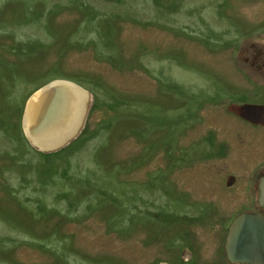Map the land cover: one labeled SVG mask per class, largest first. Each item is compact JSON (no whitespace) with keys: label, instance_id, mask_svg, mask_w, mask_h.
I'll list each match as a JSON object with an SVG mask.
<instances>
[{"label":"rangeland","instance_id":"1","mask_svg":"<svg viewBox=\"0 0 264 264\" xmlns=\"http://www.w3.org/2000/svg\"><path fill=\"white\" fill-rule=\"evenodd\" d=\"M263 24L264 0H0V264H230L236 212L258 209L264 129L228 107L264 105L243 60ZM58 80L89 96L44 152L22 120Z\"/></svg>","mask_w":264,"mask_h":264},{"label":"water","instance_id":"2","mask_svg":"<svg viewBox=\"0 0 264 264\" xmlns=\"http://www.w3.org/2000/svg\"><path fill=\"white\" fill-rule=\"evenodd\" d=\"M88 96V91L79 85L60 80L37 91L29 98L22 120L26 138L44 152L64 144L83 122ZM228 111L254 126H264V106L230 104ZM59 135L64 139L53 148H41L35 143ZM259 203L264 208V177ZM225 252L230 264H264V216H238L229 231Z\"/></svg>","mask_w":264,"mask_h":264},{"label":"flooded vegetation","instance_id":"3","mask_svg":"<svg viewBox=\"0 0 264 264\" xmlns=\"http://www.w3.org/2000/svg\"><path fill=\"white\" fill-rule=\"evenodd\" d=\"M262 31H264V24L263 26L261 27ZM206 43L208 44V41H206ZM229 42H226L223 46L224 47H227L229 46ZM251 52H248L249 53V56L248 57H245L243 60H244V64L250 66V68H252L253 70H255L258 74H261V75H264V45L263 44H260V46H256L254 44L251 45V48H250ZM253 51V53H252ZM245 54L248 55V53L246 51H244ZM255 87H257V90H259L260 92H262V95L259 96L256 92V96H258V98L254 99V100H257V101H264V85L262 84H255ZM233 97V96H232ZM240 100H247V99H251L249 97L248 94H246V92H241V94L239 95V98ZM231 101V100H230ZM232 103V102H231ZM244 104H250V103H244ZM252 105H260V106H264V105H261V104H252ZM231 114V113H230ZM232 116H234L235 118H238L237 116L231 114ZM240 121H242L243 123H246L254 128H259V129H264V126H254L240 118H238ZM208 145L213 147L212 149L214 150V146H215V143H214V138L213 137H210L208 140ZM217 156V157H223L226 155V147L224 146H220L219 148L215 149L214 152L212 154H209L208 156ZM264 177V173L263 175L259 178V182H258V185H257V195H258V198H257V210L254 211L248 207L246 208H243V209H240L239 211L236 212V217L237 216H240V215H243V214H249V215H262L264 216V208L260 205L259 203V199H260V183H261V179ZM235 184V178L232 177V176H229L227 178V181H226V185L228 187H231ZM235 217V218H236ZM234 218V220H235ZM231 223H233V221ZM199 223V221H197ZM197 224V223H196ZM230 228H231V224L227 230V234H226V238H225V244H224V250H225V245H226V240H227V237H228V234H229V231H230ZM225 255H226V252H225ZM227 258V256H226ZM191 259H189L188 261H186L187 263H191L190 262ZM228 261V260H227ZM229 262V261H228Z\"/></svg>","mask_w":264,"mask_h":264},{"label":"bare ground","instance_id":"4","mask_svg":"<svg viewBox=\"0 0 264 264\" xmlns=\"http://www.w3.org/2000/svg\"><path fill=\"white\" fill-rule=\"evenodd\" d=\"M62 138L64 139V137H62V135H59L58 137L52 139V140H45V141H36L35 143L40 146L41 148H53L56 145L60 144L62 142Z\"/></svg>","mask_w":264,"mask_h":264},{"label":"trees","instance_id":"5","mask_svg":"<svg viewBox=\"0 0 264 264\" xmlns=\"http://www.w3.org/2000/svg\"><path fill=\"white\" fill-rule=\"evenodd\" d=\"M39 90V89H38ZM38 90H36V91H38ZM35 91V92H36ZM34 92V93H35ZM85 131V130H84ZM84 131L82 132V134H81V137H82V135L84 134ZM26 140V139H25ZM78 141L80 140V137L77 139ZM76 140V141H77ZM81 140H82V138H81ZM27 141V140H26ZM72 145V144H71ZM62 153V151H59V152H57V153H55V154H43V153H39L40 154V156H42L43 158H46V159H48V158H50V157H52V156H58L59 154H61Z\"/></svg>","mask_w":264,"mask_h":264}]
</instances>
